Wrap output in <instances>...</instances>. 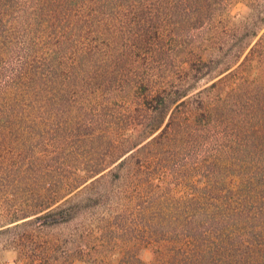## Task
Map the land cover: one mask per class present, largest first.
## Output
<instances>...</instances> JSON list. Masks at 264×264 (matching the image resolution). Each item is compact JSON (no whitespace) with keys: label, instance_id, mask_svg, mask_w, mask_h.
Listing matches in <instances>:
<instances>
[{"label":"rangeland","instance_id":"374dc122","mask_svg":"<svg viewBox=\"0 0 264 264\" xmlns=\"http://www.w3.org/2000/svg\"><path fill=\"white\" fill-rule=\"evenodd\" d=\"M171 1L143 0L141 10L150 14L157 11L158 3L170 8ZM206 3L199 1L201 12ZM31 4L34 6L30 0H0V113L13 97L19 100L13 117L18 131L0 123V264H129L136 258L145 263L162 261L167 255L165 247L172 243L157 238L154 224L158 212L172 214L173 219V215L182 216L189 198H210L211 193L203 194V189L213 184L210 175V181L204 176L207 162L240 147V137L251 134L256 140L264 135L261 115L240 114L238 102L233 105L232 99L239 92L252 95L253 87L264 82V25L256 24L264 17V0L213 2L202 23L188 3L183 8L186 14L179 19L166 10L159 32L161 46H144L117 65L114 57L121 51L97 50L92 36L100 43L114 35L115 29L124 30L117 25L106 29L96 20L101 33H80L74 50L93 48L84 60L83 70L89 76L98 75L107 63L105 72H114L116 79L100 83L98 76V80L84 83L86 87L74 85L58 114L47 104L48 87L36 85L40 97H33L32 90L27 96L19 86L27 75L22 72L19 80L14 79L23 65L41 67L51 47L45 43L46 24L35 28L28 23L30 18L25 19L32 11ZM86 5L88 0L78 1L73 17L83 20L89 16L91 8ZM125 11L124 6L107 14L118 12L117 16ZM254 27L257 34L250 46L256 40L258 43L243 70L237 69L239 61L230 63L235 54L231 45ZM160 48L170 54L168 62L158 57ZM77 59L73 52L62 57L69 66ZM211 68L212 73L225 72L206 82L201 74ZM229 71L224 80L209 87ZM192 84L195 88L172 103L167 113L185 136L192 137L165 142L159 153V140L142 150L132 148L135 141L150 134L154 96L167 100ZM245 103L250 105L249 100ZM228 105H233V115L223 118L208 112ZM32 123L39 127V134L24 131ZM59 123L70 128L59 130ZM78 126L81 131H74ZM122 153L125 159L117 165ZM112 161L110 167L94 175L92 170ZM242 178L239 172L224 178L234 206ZM24 220L25 224L20 223Z\"/></svg>","mask_w":264,"mask_h":264},{"label":"trees","instance_id":"16d2710c","mask_svg":"<svg viewBox=\"0 0 264 264\" xmlns=\"http://www.w3.org/2000/svg\"><path fill=\"white\" fill-rule=\"evenodd\" d=\"M78 1L80 0H30L31 3H34V6L31 4L32 11L25 14V19L27 20V17L30 18L28 23L35 28L42 23L46 24L45 31H47V36L45 37V43L51 47L47 49V54L41 67L35 65L29 69L27 65H23V70L16 72L14 79L19 80V74L22 72L27 75L26 81L19 85L20 89L23 87L26 93L24 95L27 96L32 95V90L34 91L33 97H37V95L40 97L41 89L35 87L36 85L48 87L50 103L47 104L56 110L57 114L63 110L64 104L67 103V97L75 89L74 85H82L84 87V83L90 84L92 81L98 80V76L100 83L105 81L110 83L116 79L114 72H105L107 63H103L98 75L89 76L87 71L83 70L85 67L84 60L90 57L93 48L86 47L81 50H74V43H76L77 38H80V33L85 32L87 35H89V32H94L98 35L101 33L98 29L99 26L96 25V20H99L101 25L107 26L106 29L117 25L124 30L115 29L114 35L106 39L104 37L100 43L95 42L96 36H92L93 46L97 50L108 52L116 48L121 51L114 57L118 59L115 62V65H117L118 61H122V58L134 54L144 46L152 45L153 43L161 46V42L159 43V32L163 29L161 19L163 12L167 16L166 10H168L169 16L179 19L181 15L186 14L183 8L188 3L189 7L195 10V19L202 23L206 18L205 16L208 15V10L210 11L213 2L219 5L224 0H204L207 3L204 7L205 10H202V12L200 11L201 7L198 6L201 0H172L170 8H164L165 4L158 3L157 11H150V14H146L144 10H141L143 0H88V5L85 7L91 8L92 13L85 19L83 18V20L73 17L72 10ZM124 6L125 10H128L125 13L120 12L117 16L115 15L118 12L111 15L107 14L108 10ZM100 17L102 18L99 19ZM48 18L52 19L49 20ZM258 23L263 26L264 17L258 19L256 24ZM33 31L36 30L31 29L32 34H35ZM250 31V33L248 32L241 38L242 40L239 43L231 45V48L235 50V54L232 55V62L230 63L239 61L237 69L243 70L245 64L251 59L250 56L253 49L258 43L256 40L250 46L253 37L257 34V30L254 27ZM247 48L248 52L243 55ZM29 51H32V49ZM68 52L77 54L78 59L75 65L69 66L62 61V57L64 58ZM169 56L167 49L160 48L158 50V57L162 60L168 62ZM241 56L243 57L241 58ZM230 67H227L226 70ZM213 70L214 68H211L203 72L201 74L202 79L208 82L225 72L224 69V71H218L216 74L212 73ZM230 73L229 71L224 76L213 81L209 87L216 86V82L224 80ZM192 81L194 82V80ZM19 86L16 87L19 88ZM194 88V84L188 85L181 92L167 100L165 96H154L155 111L154 120L152 119L149 122L152 126L150 134L141 141H135L132 148L137 146L136 149L142 150L159 140V151H157L159 153L162 152L165 142L169 144V142H174L175 138H191V135L185 136L183 134L180 124L172 122L171 116L167 117V113L172 103L188 95ZM253 88L255 91L252 95L239 92L232 96L234 104L229 100L228 102L233 105L238 102V112L240 114L254 116V118L257 115H261L260 117L264 122V82H260ZM247 100L250 101L248 106L245 103ZM18 103L19 100L13 97L6 110L0 113V123L3 126L9 125V129L14 132L18 131L17 124L13 119L14 115L18 113L16 111ZM233 105L220 109L216 106L211 111L208 110V112L210 115L213 114L224 118L234 114L230 110ZM19 122L22 123V121ZM56 127L59 129L61 127L60 123ZM135 127L134 125L132 128L137 130ZM63 128L67 129L70 127L62 126L59 130ZM24 131L27 134H39V127L32 123L25 126ZM74 131L79 132L81 130H79L78 126ZM155 132L157 133L153 135ZM150 136L152 137L144 142ZM250 136L245 138L239 136L242 141L240 147L226 151L222 158H213L204 166V176L206 177L207 175V179L210 181V175L211 180H213L210 188L203 189V194L207 192L212 194L210 198L206 197L207 199L203 200L201 198H189L184 203L185 207L183 208L184 213L182 216L176 214L173 215V219L172 214L165 215L160 211L158 212L157 215L159 217H157L156 226L154 224L157 238L158 240H167L172 243L165 247L166 257L162 261L156 260L150 263H145L142 259L136 258L134 261H129V264H264V147L258 148L260 146L258 145L259 143L264 144V135L256 136V140L259 143L256 142L255 137H252L251 134ZM162 138L163 140L160 142ZM105 147H107V144ZM165 152H168V149ZM123 155L124 153L117 156L116 160H120ZM124 159L122 158L117 165H120ZM113 162L102 168L92 170L94 175L110 167ZM237 172L243 178L237 192L239 201L234 206L231 200L232 193L224 188V178L226 175H235ZM26 217L28 216H23L22 218ZM162 220L165 221L163 222ZM25 221L27 220L20 223L25 224ZM178 241L180 243L176 246Z\"/></svg>","mask_w":264,"mask_h":264}]
</instances>
